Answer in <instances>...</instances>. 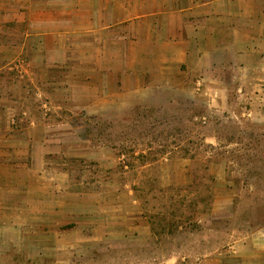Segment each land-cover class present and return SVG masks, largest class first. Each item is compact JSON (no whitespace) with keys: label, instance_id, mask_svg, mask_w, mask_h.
<instances>
[{"label":"crops","instance_id":"1","mask_svg":"<svg viewBox=\"0 0 264 264\" xmlns=\"http://www.w3.org/2000/svg\"><path fill=\"white\" fill-rule=\"evenodd\" d=\"M63 104L102 120L148 108L264 123V0H0V213L29 215L31 184L41 205L45 178L61 183L45 174L75 135ZM251 221L187 264H264V220Z\"/></svg>","mask_w":264,"mask_h":264},{"label":"rangeland","instance_id":"2","mask_svg":"<svg viewBox=\"0 0 264 264\" xmlns=\"http://www.w3.org/2000/svg\"><path fill=\"white\" fill-rule=\"evenodd\" d=\"M63 105L75 135L48 153L45 176L61 183L45 178L41 203L60 215L36 212L43 183L31 184L29 215L0 213V264H187L264 220L262 121L148 108L102 120Z\"/></svg>","mask_w":264,"mask_h":264}]
</instances>
